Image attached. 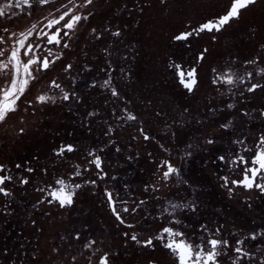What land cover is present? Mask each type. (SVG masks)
Here are the masks:
<instances>
[{"label": "snow or ice", "instance_id": "snow-or-ice-1", "mask_svg": "<svg viewBox=\"0 0 264 264\" xmlns=\"http://www.w3.org/2000/svg\"><path fill=\"white\" fill-rule=\"evenodd\" d=\"M21 17L0 28V155L66 115L74 127L46 156L0 161V264H264V0L0 3V18ZM146 45L186 101L175 114L155 81L137 95L116 82L141 83ZM196 162L239 217L206 201Z\"/></svg>", "mask_w": 264, "mask_h": 264}, {"label": "flooded vegetation", "instance_id": "flooded-vegetation-1", "mask_svg": "<svg viewBox=\"0 0 264 264\" xmlns=\"http://www.w3.org/2000/svg\"><path fill=\"white\" fill-rule=\"evenodd\" d=\"M2 2L3 0H0V3ZM204 2L207 4H211L214 3L215 0H204ZM146 21V27H149L153 23V21L147 17ZM28 23V19L24 17H21L19 19L0 18V28L4 26H11L16 30H20L24 28ZM93 23H100V21H93ZM201 43H207V40L194 42L195 48L198 49ZM82 44L83 41L80 42L81 46ZM225 46L228 50H231L233 52H240L242 56L248 53V46L245 43L244 39H242L240 36H234L230 34L228 37L225 38ZM99 48L100 46L96 45L91 47L90 51L93 53V55H96L99 53ZM162 51H165L166 53V50L162 49ZM141 52L142 55L139 61L132 62L141 79V83H138L136 86H126V82L122 79V77L118 75L116 78V82L121 88L128 92L129 95H137L143 91V82L145 80L155 81L157 87L152 90L153 98L157 101L164 100L166 102L164 104L158 103L157 107H165L169 111H173V113L175 114V108H178L181 103H185L186 101L180 95L179 89L175 86L174 81H172L171 78L166 76V73L163 68V61L160 56L156 55L154 57L152 51L147 45L141 48ZM81 58L83 59V56H81ZM182 58L188 59L189 56L186 53ZM89 59H91V57H89ZM101 64H103V60L97 62V72L95 73L97 76L103 75V73L100 71ZM125 67H127V65H125ZM207 71L208 67L205 66L204 73L206 74ZM210 91L211 90L207 87V82H205V88L202 90L201 100H203L204 97L208 96ZM202 110L203 109L201 108V111ZM73 127L74 121L69 116L66 115L63 118H59L44 127L43 129H41V131L37 134L36 138L29 139L24 143L20 144L19 147L15 148V154L11 157V160H8V158L4 155H0V161L11 163L17 158H25L31 156L33 152H40L41 155L46 156L49 150L53 147V141L62 139L64 136L67 135L68 130ZM159 127L160 126H157V131L159 130ZM193 133L196 134L194 129ZM152 150L157 151L155 145H153ZM145 167L146 165L140 168V175L136 178L137 184L143 182L148 178L147 173L145 172ZM66 170V168H61V171ZM189 175L198 184H202L205 186L206 193L204 198L209 204L223 208L225 210V215H227L230 220L240 216L239 210L234 207L230 202H228L226 198L222 195L221 191L215 187L214 173H210L208 169L201 168L199 162H196L195 164H193ZM158 207L159 205H157V208ZM261 209H264V204H260L258 202L257 212L255 215L256 225L261 223V216H264V212H262ZM96 211L98 216H107V213L103 209H97ZM145 211H152V209L148 208ZM206 211L210 212L211 209H206ZM243 222L247 227L248 222ZM124 260L127 262V264H142L141 258L132 253L126 254L124 256Z\"/></svg>", "mask_w": 264, "mask_h": 264}]
</instances>
